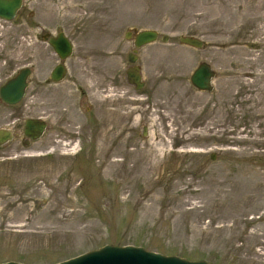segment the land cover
I'll return each instance as SVG.
<instances>
[{"label": "rangeland", "instance_id": "rangeland-1", "mask_svg": "<svg viewBox=\"0 0 264 264\" xmlns=\"http://www.w3.org/2000/svg\"><path fill=\"white\" fill-rule=\"evenodd\" d=\"M23 3L0 20V86L31 68L23 99L0 100V128L14 134L0 149V263L52 264L112 244L264 264V0ZM41 26L74 41L59 87L33 83L56 63ZM144 28L167 39L137 49L136 89L124 34ZM202 61L216 72L210 91L190 82ZM36 115L62 119L66 135L55 123L24 146Z\"/></svg>", "mask_w": 264, "mask_h": 264}, {"label": "water", "instance_id": "water-1", "mask_svg": "<svg viewBox=\"0 0 264 264\" xmlns=\"http://www.w3.org/2000/svg\"><path fill=\"white\" fill-rule=\"evenodd\" d=\"M22 5V0H0V19L12 20ZM158 32L153 29H143L135 33L134 46L142 47L157 40ZM125 38H131V33L127 31ZM167 37L162 36V41ZM179 41L182 44L200 48L203 41L194 36H180ZM49 43L62 60L69 57L72 53V44L64 33H59L50 39ZM127 59L130 63L137 61L135 53H129ZM30 68H21L14 76L6 80L0 86V99L6 104H16L24 96L28 87V78L30 77ZM128 83L140 89L144 85L140 66L133 64L128 67L126 72ZM65 76L64 66H56L52 71V79L60 81ZM215 71L210 64L201 62L190 75L191 84L202 91L212 89V78ZM45 122L36 118H27L24 122V135L29 140H37L45 130ZM144 130V129H143ZM145 131V130H144ZM13 139V133L10 128H0V149ZM28 146L27 142L22 143ZM212 155V154H211ZM0 264H24L15 261L2 262ZM53 264H210L206 260L191 261L184 257L176 255H165L162 253L146 250L140 246L133 245H112L105 244L99 248L88 250L77 256L56 262Z\"/></svg>", "mask_w": 264, "mask_h": 264}, {"label": "flooded vegetation", "instance_id": "flooded-vegetation-1", "mask_svg": "<svg viewBox=\"0 0 264 264\" xmlns=\"http://www.w3.org/2000/svg\"><path fill=\"white\" fill-rule=\"evenodd\" d=\"M23 6H24V3H23V0H22V6H21V8L19 9V11L20 10H22V8H23ZM18 11V12H19ZM130 32H131V41H132V44H133V46H134V37H135V33L137 32V30H130ZM59 33H64L65 35H66V33L65 32H63V30L61 29V28H59L55 33H51L48 29H45L43 26H41V32L39 33V38H41V40L42 41H44V42H46L49 46H50V48H51V51H52V53L55 55V57H56V63H54V65H53V67H52V69L49 71V73L47 74V75H45L42 79H38V80H34L33 81V83L35 84V86H36V88H38V87H42L43 85H49L50 87H52V88H54V87H56V86H60L59 84H61L65 79H66V77H67V67H66V61L71 57V56H69L68 58H66V59H64V60H61L60 59V56L55 52V50H54V48L50 45V43H49V41H50V39L51 38H53L54 36H57V34H59ZM66 37L69 39V41L71 42V44H72V54H73V52H74V41L72 40V38L71 37H68V35H66ZM158 37L160 38L161 36H160V34H158ZM135 50V48H133L132 49V51H134ZM64 66V70H65V76H64V78L62 79V80H60V81H54L53 79H52V70L56 67V66ZM29 82H30V80H28ZM89 110V108L87 107V109H86V112ZM50 115H52V114H50ZM32 118H37V119H42L44 122H45V130H44V132L42 133V135H41V137L45 134V132H46V130L47 129H49V128H51V129H53V126L55 125V123H56V125L59 127L57 130H55L56 132H54L53 133V135L54 136H58L59 138H62V137H64L66 134H65V131H64V129L62 128V124H59V121L60 120H62V119H59V120H56V122H54L53 123V125H51V124H49V121H47V119H44V116H42V115H36V116H34V117H32ZM24 122H25V120H24ZM24 122H23V130H22V133H23V137H22V140H21V142L23 143V142H27V144L29 145V143L31 142V140H29L28 138H26L25 137V135H24ZM40 137V138H41ZM39 138V139H40ZM38 140V139H37ZM34 141H36V140H34ZM56 148H58V146H55ZM54 151L55 150H58V149H53Z\"/></svg>", "mask_w": 264, "mask_h": 264}]
</instances>
